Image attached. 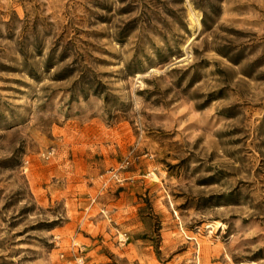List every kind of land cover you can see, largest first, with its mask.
<instances>
[{
	"label": "rangeland",
	"instance_id": "1",
	"mask_svg": "<svg viewBox=\"0 0 264 264\" xmlns=\"http://www.w3.org/2000/svg\"><path fill=\"white\" fill-rule=\"evenodd\" d=\"M0 264H264V0H0Z\"/></svg>",
	"mask_w": 264,
	"mask_h": 264
}]
</instances>
